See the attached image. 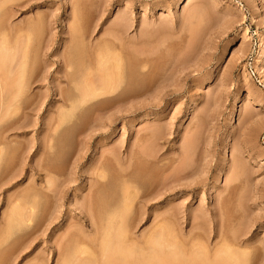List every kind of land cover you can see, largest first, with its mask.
I'll return each mask as SVG.
<instances>
[{
    "label": "rangeland",
    "instance_id": "1",
    "mask_svg": "<svg viewBox=\"0 0 264 264\" xmlns=\"http://www.w3.org/2000/svg\"><path fill=\"white\" fill-rule=\"evenodd\" d=\"M4 1L0 264H264V0Z\"/></svg>",
    "mask_w": 264,
    "mask_h": 264
},
{
    "label": "bare ground",
    "instance_id": "2",
    "mask_svg": "<svg viewBox=\"0 0 264 264\" xmlns=\"http://www.w3.org/2000/svg\"><path fill=\"white\" fill-rule=\"evenodd\" d=\"M1 1H2V0H1ZM14 1H15V0H14ZM4 2H6V0H5ZM16 2H17V1H16ZM11 3H13V0H12ZM3 4H4V3H3ZM14 4H15V3H14ZM0 6H1V5H0ZM3 6H5V5H3ZM119 25H120V24H119ZM121 32H122V31H121ZM121 32H120V33H121ZM113 35H114V34H113ZM2 39H3V38H2ZM3 42H4V41H3ZM2 44H3V43H1V45H2ZM14 44H15V43H14ZM2 46H4V44H3ZM16 47H17V46H16ZM0 48H1V46H0ZM8 48H9V47H8ZM11 48H12V47H11ZM6 49H7V48H6ZM15 49H16V48H15ZM1 50H2V49H1ZM9 50H10V49H9ZM145 50H146V49H145ZM2 51H4V50H2ZM8 52H9V51H8ZM14 52H15V50H14ZM262 53H263V44L261 43V44L259 45L258 54L261 55ZM9 54H11V53H9ZM6 55H8V53H7V54L5 53V56H6ZM12 55H13V53H12ZM130 55H131V54H130ZM144 55H145V54H144ZM3 56H4V55H3ZM3 56H2V57H3ZM2 57H1V58H2ZM143 57H144V56H143ZM147 57H148V56H147ZM1 58H0V59H1ZM136 58H137V57H136ZM147 59H148V58H147ZM2 60H3V59H2ZM4 60H5V59H4ZM12 60H13V59H12ZM132 61H133V60H132ZM6 62H7V60H6ZM13 62H14V61H13ZM17 62H18V61H17ZM119 62H120V61H119ZM1 63H4V62H1ZM131 63H132V62H131ZM134 63H135V62H134ZM143 63H144V62H143ZM21 64H23V63H21ZM1 65L4 66L3 64H1ZM6 65H7V64H6ZM6 65H5V66H6ZM8 66H9V65H8ZM12 66H13V65H12ZM14 66H15V65H14ZM16 66H17V68H18V65H17V64H16ZM117 66H118V62H117ZM19 67H21V65H20ZM4 68H6V67H4ZM118 68H119V67H118ZM7 69H8V68H7ZM7 69H6V70H7ZM116 69H117V68H116ZM2 70H4V69H2ZM120 70H121V69H120ZM11 71H12V70H11ZM11 71H10V72H11ZM14 71H16V70H14ZM18 71H19V70H18ZM116 71H117V70H116ZM7 72H8V71H7ZM16 72H17V71H16ZM0 73H1V72H0ZM12 73H14V72H12ZM1 74H2V73H1ZM18 74H19V73H18ZM117 74H118V73H117ZM19 75H20V74H19ZM12 76H13V75L8 76V78H9V77L11 78ZM14 76H17V75L15 74ZM115 77H117V76H115ZM3 78H4V77H3ZM8 78H7V79H8ZM117 78H118V77H117ZM1 79H2V78H1ZM5 79H6V78H5ZM5 79H4V80H5ZM14 79H16V78H14ZM17 79H19V78L17 77ZM103 79H104V78H103ZM115 79H116V78H115ZM12 80H13V78H12ZM118 80H119V79H118ZM17 81H18V83H19V80H17ZM101 81H102V80H101ZM107 81H108V80H107ZM107 81H106V82H107ZM12 82H13V81H12ZM20 82H21V81H20ZM104 83H105V82H104ZM107 83H108V82H107ZM13 84H14V83H13ZM100 84H101V83H100ZM110 84H111V83H110ZM114 84H115V83H114ZM14 85H15V84H14ZM96 85H97V84H96ZM102 85H103V83H102ZM103 86H104V85H103ZM21 87H22V86H21ZM98 87H99V86H98ZM98 87H97V88H98ZM16 88H17V86H16ZM99 88H100V89L103 88L102 91H105V88H104V87H101V85H100ZM94 89H96V87H95ZM94 89H93V90H94ZM100 89H99V90H100ZM107 89H108V87H107ZM107 89H106V92H108V90L111 92L110 89H108V90H107ZM17 90H18V89H17ZM19 90H20V89H19ZM21 91H22V90H21ZM21 91H20V92H21ZM86 91H87V90H86ZM86 91H85V92H86ZM89 91H90V90H89ZM96 91H97V90H96ZM17 92H18V91H17ZM87 92H88V91H87ZM92 92H93V91H92ZM98 92H100V91H98ZM88 93H90V92H88ZM93 93L95 94V92H93ZM122 93H123V92H122ZM90 94H91V93H90ZM94 94H93V95H94ZM99 94H100V93H99ZM12 95H13V94H12ZM83 95H84V94H82V96H83ZM87 95H89V94H87ZM95 95H96V94H95ZM19 96H20V95H19ZM99 96H100V95H99ZM102 96H103V95H102ZM14 97H16V95L13 96V99H14ZM97 97H98V96H97ZM17 98H18V97H17ZM80 98L82 99V97H80ZM90 98H92V97H90ZM90 98H89V99H90ZM93 98H95V97H93ZM13 99H12V100H13ZM64 99H65V98H64ZM79 100H80V99H79ZM79 100H78V101H79ZM93 100H94V99H93ZM105 100H106V99H105ZM63 101H64V100H63ZM66 101H67V100H66ZM16 102H17V101H16ZM81 102H82V101H81ZM86 102H87V101H86ZM76 104H77V102H76ZM71 106H73V105H71ZM14 107H15V106H14ZM86 107H87V106H86ZM86 109H87V108H86ZM86 109H85V110H86ZM146 151H147V150H146ZM149 152H150V151H149ZM149 152H147V153H149ZM142 153H143V152H142ZM150 153H151V152H150ZM144 154H146V153H144ZM150 155H151V154H150ZM144 156H145V155H144ZM142 157H143V156H142ZM156 157H157V156H156ZM148 158H149V156H148ZM150 158H151V156H150ZM152 159H153V158H152ZM185 162H186V161H185ZM149 163H150V162H149ZM181 163H182V162H181ZM181 163H180V164H181ZM182 166H183V165H182ZM178 167H179V166H178ZM176 171H177V170H176ZM176 171H175V172H176ZM179 171H180V170H179ZM181 172H182V170H181ZM181 172H180V173H181ZM184 173H185V172H184ZM184 173H183V174H184ZM170 175H171V174H170ZM172 175H173V174H172ZM172 175H171V176H172ZM175 175H177V174H175ZM173 176H174V175H173ZM167 178H168V176H167ZM176 178H177V177H176ZM173 180H174V179H173ZM171 181H172V180H171ZM176 181H177V180H176ZM161 186H162V185H161ZM161 186H159V187L161 188ZM126 190H127V189H125V191H126ZM160 190H161V189H160ZM121 192H122V190H121ZM155 192H156V191H155ZM125 193H126V192H125ZM162 193H163V192H162ZM123 194H124V193H123ZM128 195H129V194H128ZM130 196H133V195H130ZM122 200H123V199H122ZM124 200H125V199H124ZM129 200L131 201V199H129ZM29 201H30V200H29ZM125 201H126V200H125ZM130 201H129V202H130ZM28 203H30V202H28ZM14 204H15V203H14ZM16 204H17V203H16ZM120 204H121V203H120ZM27 205H28V204H27ZM30 205H31V204H30ZM130 205H131V204H130ZM18 206H19V205H18ZM127 206H128V205H127ZM12 207H13V206H12ZM14 207H15V206H14ZM26 207H27V206H26ZM26 207H25V208H26ZM31 207H32V206H31ZM123 207H124V206H123ZM123 207H122V208H123ZM16 208H17V206H16ZM127 208H128V207H127ZM28 209H29V208H28ZM32 211H33V210H32ZM30 213H31V212H30ZM117 214H119V212H118ZM123 214H124V213H123ZM114 215H116V214H114ZM18 216H19V214H18ZM112 216H113V214H112ZM117 216H118V215H117ZM11 217H12V216H11ZM22 217H23V216H22ZM108 217H110V215H108ZM114 217H115V216H114ZM12 218H13V217H12ZM12 218H11V219H12ZM5 219H6V218H5ZM9 219H10V218H9ZM109 219H110V218H109ZM111 220H112V219H111ZM112 221H113V220H112ZM10 222H11V221H10ZM19 222H20V221H19ZM11 223H12V222H11ZM121 223H122V222H121ZM108 224H109V223H108ZM105 225H106V223H105ZM105 225H104V227H105ZM115 225H116V224H115ZM96 226H97V225H96ZM99 226H100V225H99ZM5 228H6V227H5ZM119 228H120V226H119ZM99 229H100V228H99ZM117 229H118V228H117ZM160 229H161V228H160ZM107 230H108V229H107ZM119 230H120V229H119ZM122 230H123V229H122ZM5 231H6V230H5ZM102 231H103V230H102ZM111 231H112V230H111ZM155 231H157V230H155ZM112 232H113V231H112ZM120 232H121V231H120ZM124 233H125V231H124ZM108 234H109V233H108ZM121 234H122V233H121ZM154 234H155V233H154ZM104 235H106V234H104ZM104 235H102V236H104ZM111 235H112V234H111ZM125 235H126V234H124V236H125ZM109 236H110V235H109ZM112 236H113V235H112ZM115 236H116V233H115ZM159 236H160V235H159ZM113 237H114V236H113ZM113 237H112V238H113ZM150 237H151V234H150ZM155 237H156V236H155ZM155 237L153 236L152 239H154ZM105 238H106V237H105ZM110 238H111V237H110ZM116 238H117V237H116ZM120 238H121V237H120ZM120 238H119V239H120ZM159 238H160V237H159ZM102 239H103V237H102ZM106 239H107V238H106ZM119 239H117L118 241H121V242H119V243H122V244H123V242H124L125 240L123 241V240H119ZM122 239H124V238H122ZM147 239H148V238H147ZM160 239H161V238H160ZM160 239H159V240H160ZM103 240H104V239H103ZM112 240H113V239H112ZM126 240H127V239H126ZM148 240H149V239H148ZM154 240L156 241V239H154ZM122 241H123V242H122ZM146 241H147V240H146ZM101 242H102V241H101ZM105 242H106V241H105ZM108 242H109V241H108ZM114 242H115V241H114ZM149 242H150V241H149ZM152 243H154L153 240H152ZM161 243H163V242H161ZM170 243H171V242H170ZM122 244H120V248L123 247ZM145 244H146V243H145ZM103 245H104V244H103ZM110 245H112V244H110ZM156 245H159V244H156ZM167 245H168V244H167ZM100 246H101V245H100ZM107 246H108V245H106V247H107ZM124 246H125V245H124ZM126 246H127V245H126ZM126 246H125V247H126ZM148 246H149V245H148ZM148 246H147V247H148ZM154 246H155V245H154ZM118 247H119V245H118ZM125 247H124V248H125ZM128 247H129V245H128ZM149 247H150V246H149ZM108 248H109V246H108ZM108 248H107V249H108ZM116 248H117V247H116ZM142 248H143V247H142ZM152 248H153V247H152ZM58 249H59V248H58ZM137 249H138V248H137ZM139 249H140V248H139ZM149 249H150V248H149ZM66 250H67V249H66ZM66 250H65V251H66ZM125 250H126V249H125ZM130 250H132V248H131ZM151 250H152V249H151ZM221 250H222V249H221ZM221 250H220V251H221ZM60 251H62V250H60ZM105 251H106V249H105ZM107 251H108V250H107ZM118 251H119V250H118ZM127 251H128V250H127ZM132 251H133V250H132ZM143 251H144V250H143ZM153 251H154V250H153ZM153 251H152V252H153ZM226 251H228V250H226ZM226 251H225V252H226ZM58 252H59V251H58ZM139 252H140V251H139ZM139 252H138V253H139ZM113 253H114V252H113ZM113 253H112L111 255H114ZM134 253H135V251L133 252V254H134ZM147 253H148V250H147ZM215 253H216V252H215ZM218 253H219V252H218ZM69 254H71V253L69 252ZM72 254H74V252H73ZM72 254H71V255H72ZM115 254H116V253H115ZM120 254L122 255V253H120ZM130 254H132V253H130ZM139 254H140V253H139ZM154 254H155V253H154ZM165 254H166V253H165ZM167 254H168V253H167ZM219 254H220V253H219ZM229 254H230V253H229ZM77 255H78V254H77ZM104 255H105V254H104ZM106 255H108V254H106ZM123 255H124V254H123ZM136 255H137V254H136ZM143 255H144V254H143ZM148 255H149V254H148ZM222 255H223V254H222ZM58 256H59V255H58ZM69 256H70V255H69ZM69 256H68V257H69ZM118 256H119V255H118ZM149 256H150V255H149ZM151 256H153V254H152ZM225 256H226V255H225ZM228 256H229V255H228ZM61 257H62V256H61ZM70 257H71V256H70ZM75 257H77V256H75ZM107 257H109V256H107ZM115 257H117V256H115ZM115 257H113V258H115ZM123 257H124V256H123ZM157 257H158V256H157ZM216 257H217V256H216ZM218 257H219V256H218ZM58 258H59V257H58ZM124 258H125V257H124ZM146 258H147V257H146ZM149 258H150V257H149ZM196 258H197V256H196ZM219 258H220V257H219ZM222 258H224V257H222ZM225 258H226V257H225ZM228 258H229V257H228ZM228 258H226V259H228ZM67 259H69V258H67ZM111 259H112V258H111ZM111 259H110V260H111ZM116 259H117V258H116ZM213 259H214V258H213ZM74 260H75V259H74ZM201 260H202V259H201ZM216 260H218V259H216ZM224 260H225V259H224ZM69 261H70V260H68V262H69ZM124 261H125V260H124ZM203 261H204V260H202V262H203ZM213 261H215V260H213ZM225 261H226V260H225ZM225 261H224V262H225ZM1 262H2V261H1ZM109 262H110V261H109ZM139 262H140V261H139ZM200 262H201V261H200ZM204 262H208V261H204ZM217 262H218V261H217ZM60 263H61V262H60ZM71 263H72V262H71ZM73 263H75V262H73ZM73 263H72V264H73ZM78 263H79V262H78ZM130 263H131V262H130ZM63 264H64V263H63ZM81 264H82V263H81ZM85 264H86V263H85ZM131 264H132V263H131ZM201 264H202V263H201ZM204 264H205V263H204ZM206 264H208V263H206ZM214 264H215V263H214ZM220 264H221V263H220ZM222 264H223V262H222ZM225 264H226V263H225Z\"/></svg>",
    "mask_w": 264,
    "mask_h": 264
},
{
    "label": "built area",
    "instance_id": "3",
    "mask_svg": "<svg viewBox=\"0 0 264 264\" xmlns=\"http://www.w3.org/2000/svg\"><path fill=\"white\" fill-rule=\"evenodd\" d=\"M252 74L255 75V73L252 71Z\"/></svg>",
    "mask_w": 264,
    "mask_h": 264
}]
</instances>
